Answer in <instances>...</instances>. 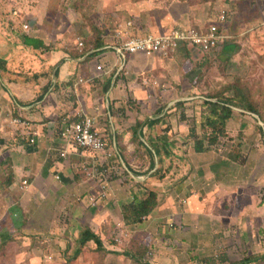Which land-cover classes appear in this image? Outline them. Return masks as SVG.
<instances>
[{"label":"rangeland","instance_id":"obj_1","mask_svg":"<svg viewBox=\"0 0 264 264\" xmlns=\"http://www.w3.org/2000/svg\"><path fill=\"white\" fill-rule=\"evenodd\" d=\"M118 1L115 5L113 0H0V36L13 34L16 42L18 39L23 41L26 35L39 36L45 39L50 52H67L71 56L83 52L84 55L92 40L111 32L118 25L115 23L119 21L113 15L122 10L121 0ZM127 1L128 7L149 3L160 14L178 1L196 10L210 3V14H219L221 7L227 8L230 16L221 31L231 37L223 41L222 46L231 44L237 48L231 54L224 53L223 49H214L206 54L194 48L188 51L190 46L182 44L174 54L161 57L160 61L135 62V68L144 71L131 74L130 79L124 80H134L136 85L126 90L120 87L124 95L127 91L123 102L115 106L107 101L97 116L108 133L106 147L109 148L113 137H117L116 130L110 129L112 127L143 129L146 121L154 120L152 128L155 135L151 134V137L155 139L158 133L172 127L173 118L175 125L184 124L185 144L203 140L209 159L212 153H216L218 158L228 154L235 156V170L217 176L215 183L205 182L197 194L184 189L168 199L165 185L162 180L158 181L162 165L158 168L161 173L155 176L159 184L147 188L133 175L134 169L139 167L114 170L118 162H131L132 156L124 153L125 159L120 161L116 157L118 162L113 158L106 166L98 168L99 164L89 153L85 172L91 168L89 172H95V176L88 177L85 173V201L75 198L73 204L66 206L58 200L56 206L49 208L38 189L32 190L27 197L29 187L21 188L22 181L15 180L9 185L11 167L8 161L3 163L0 159V264H264V136L259 140L260 145L250 147L242 132L234 133L225 125L224 133L211 144L212 128L210 125L202 126V114L210 111L207 101L228 102L226 98H232L233 102H228L233 106L232 126L238 127L240 122L247 124V120L259 121L257 128L263 135L264 0ZM33 11L40 22L38 31L29 23V20H34ZM128 16L124 14V18ZM192 16L191 22H195L198 12ZM25 24L29 26L28 32L23 28ZM182 26L184 24H178L174 28ZM190 27L200 29L196 25ZM79 42L82 47L78 46ZM3 43L7 41L0 44ZM0 48L7 47L1 45ZM40 51H30L17 67L23 81L27 78L38 84L42 78L44 68L41 69L37 62ZM4 68L7 70L3 64ZM81 75L83 78L78 84L83 86H78V91H84L85 84L89 86L95 82L94 78L85 82L89 77V72L85 75V65ZM4 76L5 73L1 72L0 77ZM11 88L13 86L8 85L9 91ZM41 92L43 95L50 93L41 87L35 91ZM77 95L73 91H63L55 99L61 100L64 106L74 107L78 106ZM102 96L101 93L100 98ZM249 104L256 113L249 111ZM9 113L12 119L21 115L14 110ZM64 113L54 119L55 133L57 124L61 125L57 121L67 115ZM109 113L111 116L114 114L111 121ZM76 118V115L70 116V119ZM17 129L14 126V130ZM147 133L143 135L145 140H148ZM27 136L29 141L30 136ZM9 141L14 142L13 139ZM242 151H254V162L247 160ZM147 156L150 157L148 152ZM98 170L102 171V176L96 175ZM138 173H146V170ZM99 180L105 182L100 187L97 186ZM115 180H119L114 185L116 189L106 186ZM132 180L147 189L140 190L136 198L134 194L140 187ZM151 191L157 194V205L159 202L165 206L156 209V205L141 222L127 223L126 207L145 198ZM76 207L79 210H76L77 218L73 219L70 211ZM15 213L21 216L20 223L14 220L17 218ZM84 226L99 236L103 249H97L93 241H88L79 246V254L75 255L77 238Z\"/></svg>","mask_w":264,"mask_h":264},{"label":"crops","instance_id":"obj_2","mask_svg":"<svg viewBox=\"0 0 264 264\" xmlns=\"http://www.w3.org/2000/svg\"><path fill=\"white\" fill-rule=\"evenodd\" d=\"M105 1L108 0H103V2ZM113 1L115 5L119 3L118 0ZM120 3L122 10L113 13L117 21L121 22L127 19L125 21L132 23V28L136 31L135 33H150L156 36L171 32L177 28L174 27L178 24H184L180 28L196 25L197 28L206 29L207 25L209 26L218 20V16L221 15L222 10H227V8L221 7L219 14H210V11H212L210 9L212 4L210 3H205L201 10H196L191 5L178 1L172 3L166 12L160 14L156 8L150 7L149 3L130 5V7H128L127 0H121ZM228 11L230 12L229 9ZM154 12H158L159 14ZM194 12H198V16L194 20L195 22H191L194 16H192V13L194 14ZM32 13L34 20H29V23L31 26H35L36 31H38L40 30V22L36 19V12L33 11ZM124 14L129 16L124 18ZM119 22L115 24L124 26L125 23ZM117 26L111 32L100 35L98 38L92 40V44L88 46L89 48H85L84 55L82 52L76 56H71L67 52H61V54L50 52L45 49L47 43L43 37L26 35L39 40L45 47L40 48L41 51L37 58L39 67L41 69L44 68L41 72L44 74L38 81L39 85L35 81L27 80V78L23 81L21 73L16 69L25 60V56L30 54V51L38 52L40 49L27 47L24 45L22 39H18V42H16V36L10 33L0 36V43L7 41L6 44H0V46L7 47L6 49L0 48V59L4 61V65L7 68V70L4 68V71H0V73H5L3 78L0 77V159L3 163L8 161L11 167L12 173L11 180L8 182L9 185L15 183V180L22 181L21 188L29 187L27 197L30 196L32 190L38 189L43 201L48 202L50 205L49 208L56 206L55 202L58 200H61L66 206L70 203L73 204L75 198L85 201V162H87L86 157L89 156V152L81 149L70 152L66 158L59 156L57 149L60 147L61 141L59 136H57V130H59L60 126L57 124L55 133L54 124H56V121L54 119L63 116L64 112H67V117L76 115L79 111L88 115H99L107 101L118 106V103L123 102L125 95L127 96V91L124 95V90L136 85L133 83L134 80L126 82L124 79H130L131 74L144 71L135 68L134 63H139L140 61L150 62L152 60L157 62L161 60L160 56L148 57L144 55H133L129 56L126 60H118L117 55L111 49L106 48V46L113 43V31ZM225 36V41L228 37H231L229 34L228 36L225 34ZM99 43L101 44L99 45ZM232 46L231 44H226L221 48L219 47L220 49L218 48V50L221 51L223 49L224 53L231 54ZM79 47H82V45ZM193 48L190 47L188 51L197 49ZM84 65L85 75L89 72V77L85 79V82L89 81L90 78H94L95 82L89 86L85 84V90L80 91L79 89L78 91V86H83L78 84V81H81L79 79L83 78L81 73L83 72ZM113 82L115 83L113 84ZM8 85L13 86L11 88L12 91L8 90ZM39 87L48 89L50 93L45 95L42 92L35 93ZM120 87L124 90L120 89ZM105 88H108L107 91H105ZM63 91L78 93L76 101L78 106H64L61 100H56V95L63 93ZM101 93L103 96L100 98ZM11 110L21 114L20 117L28 121L27 126L15 123L10 117L9 112ZM111 114L112 116L114 115L113 113ZM109 116L111 121L112 116L110 113ZM232 121L233 117L226 121L227 128L233 130L234 133L242 132L245 136L244 140L248 138L247 144L250 147L260 145L259 140L264 136V132L262 135L261 130L257 128V125L260 124L259 121L247 120L245 121L247 124L240 122L238 127H233ZM152 124H154V120L146 121L143 129L134 127L126 129V126H121L119 129H115V127L110 128L111 130H116L117 133L116 140L113 137L111 143V146L117 153L113 156L114 160L118 162L116 157L121 161L122 158L125 159V155L132 156L131 162H127L126 160L122 164L127 168L129 166L139 167V169H134L136 174L134 173L133 175L136 177V181L139 178L141 180L139 182L143 183L147 188H154L156 184H159L158 181L162 180V184L165 185V190H167L165 196L168 199L179 193V191H184V189L185 191L188 189L190 192L197 194L205 182L211 181L210 183H215L217 176H222L226 171L232 172V170H235V156L232 158L228 154V156L221 155L218 158L215 155L216 153H212L209 159V152H205L206 150L197 152L194 148V143L185 144L186 129L182 127L184 124L175 125L173 118H171L172 127L161 131L162 135L158 133V137L161 138L157 137L155 139L151 137V134L155 135L153 133L155 129L152 128ZM14 126L18 129L14 130ZM94 126L107 142L106 134L108 135V133L99 117ZM145 127H147V130ZM146 131L148 132V140L144 138ZM31 132L37 133L35 135V143L28 141L27 135ZM110 132L109 134L112 136V131ZM165 134L167 137L164 139ZM230 135L233 136V133H230ZM10 139H13L14 142L10 143ZM154 143L161 149L159 156L152 153L154 152L152 146ZM254 151L242 152H245L247 160L254 162L256 158ZM147 152L150 154V157L147 156ZM160 165L163 166L162 173L161 170H158ZM140 166L143 169H140ZM239 166L242 167V165ZM140 170L142 172L146 170V173H138ZM157 173H161V175L160 179L155 181ZM232 175L230 173V176ZM57 176H60V178H57ZM205 178L209 179L206 180ZM24 180L28 181L26 186L22 185ZM136 181L132 180V182L138 184L139 182ZM118 182L119 180H115L114 182H109L106 186L116 189L117 187L114 185ZM104 183L99 180L97 181V186L100 187ZM137 186L140 189L134 194L135 198V195L141 193L140 190H147L140 183ZM162 206L165 205H162V203L159 205L158 202L156 209ZM76 208L74 211H70V217L73 219L77 218L75 216H77L76 212L79 208ZM14 215L17 216L14 220H18V223H20L21 216L19 213H15ZM83 220L85 221L84 218Z\"/></svg>","mask_w":264,"mask_h":264},{"label":"built area","instance_id":"obj_3","mask_svg":"<svg viewBox=\"0 0 264 264\" xmlns=\"http://www.w3.org/2000/svg\"><path fill=\"white\" fill-rule=\"evenodd\" d=\"M230 12L222 10L218 20L211 23L206 29L177 28L171 32L163 35H153L150 33L140 34L132 28L130 21L125 22L124 26H117L113 31V43L106 46L111 49L118 60L123 61L133 55H144L148 57H167L174 54L182 44L199 49L203 53H209L214 49H218L222 42L225 41L226 36L221 28L225 25ZM28 25L23 26L24 30L28 32ZM82 44L79 43V46ZM255 115V114H254ZM76 119L64 117L60 121V128L57 131V136L61 141L60 147L57 149L59 156L66 158L70 152L85 150L93 155L94 162L99 164L98 168L106 166L109 159H113L116 155L115 149L110 146L106 147L104 137L95 129V122L97 115H88L82 111L76 113ZM13 121L17 124L27 126L28 121L21 117H14ZM29 141L35 143V135L37 133L31 132ZM86 166V165H85ZM125 169L123 164L117 163L116 169ZM88 168L86 175L88 177L95 176V172H89ZM97 176H102L101 170L96 173ZM60 178V176H57ZM27 180L23 181V186L27 185ZM103 185V184H102Z\"/></svg>","mask_w":264,"mask_h":264},{"label":"trees","instance_id":"obj_4","mask_svg":"<svg viewBox=\"0 0 264 264\" xmlns=\"http://www.w3.org/2000/svg\"><path fill=\"white\" fill-rule=\"evenodd\" d=\"M23 43L27 47H31L33 49L45 48L42 42H40L39 40H35L34 38L29 36L23 37ZM100 44L101 43H99V45ZM234 50H235V46H232V52ZM3 64L4 61L0 59V71H4ZM108 88H105V91H107ZM226 100L228 102L229 101L233 102L232 98H226ZM228 102L211 101V100L206 102V104L210 108V111L208 113L202 114V126L203 127L207 125L211 126L212 128V133H211L212 136L210 138L211 144L215 143L219 139L220 134L223 132V127H225L226 125V121L229 118H231L233 114V110H232L233 106L231 104H228ZM248 108L249 111H252L254 113L257 112L256 109L250 104L248 105ZM152 146L154 148V152L152 153H154V155L156 156H159L161 154V149L159 148V146L155 145V143ZM194 148L197 152H202L207 149L205 147L204 141L201 139H198L196 143H194ZM230 156L233 158V155ZM156 205H157V194L156 192L151 191L148 193V195L145 198L137 200L126 207V211L124 212L125 221L127 223L141 222L142 218L148 216L153 211ZM88 241H93L97 249H103V244L99 236L95 232H93V230L90 227L84 226L83 230L80 232L77 238V249H75L74 251L75 255L79 254V249H80L79 246L84 245Z\"/></svg>","mask_w":264,"mask_h":264}]
</instances>
